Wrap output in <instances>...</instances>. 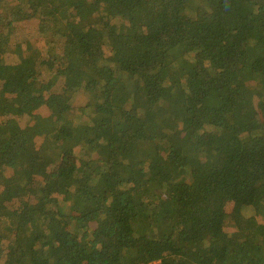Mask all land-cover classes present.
I'll list each match as a JSON object with an SVG mask.
<instances>
[{
	"label": "trees",
	"instance_id": "16d2710c",
	"mask_svg": "<svg viewBox=\"0 0 264 264\" xmlns=\"http://www.w3.org/2000/svg\"><path fill=\"white\" fill-rule=\"evenodd\" d=\"M175 2L0 0V264H264V0Z\"/></svg>",
	"mask_w": 264,
	"mask_h": 264
},
{
	"label": "rangeland",
	"instance_id": "374dc122",
	"mask_svg": "<svg viewBox=\"0 0 264 264\" xmlns=\"http://www.w3.org/2000/svg\"><path fill=\"white\" fill-rule=\"evenodd\" d=\"M170 1H171V3H172L173 5H176L175 0H170ZM42 114L44 115V114H46V112H42ZM10 123H13V121L10 120Z\"/></svg>",
	"mask_w": 264,
	"mask_h": 264
}]
</instances>
